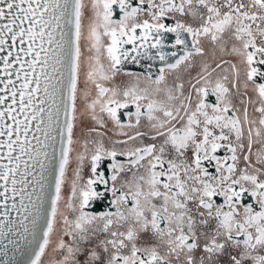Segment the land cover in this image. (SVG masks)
<instances>
[{
	"label": "flooded vegetation",
	"instance_id": "1",
	"mask_svg": "<svg viewBox=\"0 0 264 264\" xmlns=\"http://www.w3.org/2000/svg\"><path fill=\"white\" fill-rule=\"evenodd\" d=\"M70 138L37 264H264V0H82Z\"/></svg>",
	"mask_w": 264,
	"mask_h": 264
},
{
	"label": "water",
	"instance_id": "2",
	"mask_svg": "<svg viewBox=\"0 0 264 264\" xmlns=\"http://www.w3.org/2000/svg\"><path fill=\"white\" fill-rule=\"evenodd\" d=\"M82 0H0V264H37L68 160Z\"/></svg>",
	"mask_w": 264,
	"mask_h": 264
}]
</instances>
